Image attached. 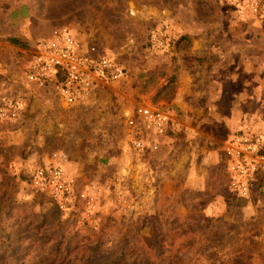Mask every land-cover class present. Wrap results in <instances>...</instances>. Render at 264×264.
Wrapping results in <instances>:
<instances>
[{"label": "rangeland", "instance_id": "374dc122", "mask_svg": "<svg viewBox=\"0 0 264 264\" xmlns=\"http://www.w3.org/2000/svg\"><path fill=\"white\" fill-rule=\"evenodd\" d=\"M61 27L123 76L72 105L28 83ZM206 47H248L245 83L217 84L222 71L192 60ZM0 84L27 99L17 122L0 119V264H264V198L230 191L220 160L264 113V0H0ZM141 106L178 126L156 150L130 140ZM49 163L74 176L70 202L31 187Z\"/></svg>", "mask_w": 264, "mask_h": 264}, {"label": "built area", "instance_id": "2783aa9c", "mask_svg": "<svg viewBox=\"0 0 264 264\" xmlns=\"http://www.w3.org/2000/svg\"><path fill=\"white\" fill-rule=\"evenodd\" d=\"M94 54L95 47L83 50L68 28L54 29L38 43L26 67V81L52 91L67 105L81 102L101 83L121 78L124 73L123 67L112 59ZM26 111V97L11 94L0 84V119L14 123ZM249 124L227 140L220 160L230 191L241 198L251 195L264 198V113L257 114ZM126 126L134 148L140 151L158 148L153 135L163 137L178 130L165 110L152 106L134 109L127 117ZM28 176L35 190L48 193L57 203L70 202L74 176L59 164L35 167ZM79 197L88 198L86 204L91 206L89 192H80Z\"/></svg>", "mask_w": 264, "mask_h": 264}, {"label": "crops", "instance_id": "0c3cea01", "mask_svg": "<svg viewBox=\"0 0 264 264\" xmlns=\"http://www.w3.org/2000/svg\"><path fill=\"white\" fill-rule=\"evenodd\" d=\"M247 48L248 47H206V52H208V54L202 56H194L192 57V60L197 61L201 64H211L213 65V67H217L219 71H222V79L217 80V84H221L222 87H224V84L226 83L242 84L245 83L246 77L245 58L247 56L246 54L248 53ZM236 61L238 63L237 65L235 64ZM235 95L246 96V86L244 85L243 88H241V90L237 93H231L229 96L230 99L234 98ZM239 109L237 111V114L235 116L233 115L232 118L229 120V123L231 125H236V127L239 126L240 114H242Z\"/></svg>", "mask_w": 264, "mask_h": 264}, {"label": "trees", "instance_id": "16d2710c", "mask_svg": "<svg viewBox=\"0 0 264 264\" xmlns=\"http://www.w3.org/2000/svg\"><path fill=\"white\" fill-rule=\"evenodd\" d=\"M12 42L15 43V44H19L20 43L17 39H13Z\"/></svg>", "mask_w": 264, "mask_h": 264}]
</instances>
